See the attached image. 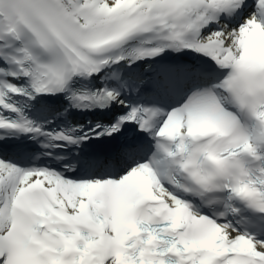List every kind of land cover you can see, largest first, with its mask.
<instances>
[{"label":"snow or ice","instance_id":"1","mask_svg":"<svg viewBox=\"0 0 264 264\" xmlns=\"http://www.w3.org/2000/svg\"><path fill=\"white\" fill-rule=\"evenodd\" d=\"M166 50L203 58L178 106L129 103L145 80L73 88ZM60 94L121 112L76 135L13 100ZM129 126L147 144L121 140L115 174L71 179L5 155L22 150L11 134L50 149ZM246 214L264 217V0H0V264H264V237L233 224Z\"/></svg>","mask_w":264,"mask_h":264}]
</instances>
